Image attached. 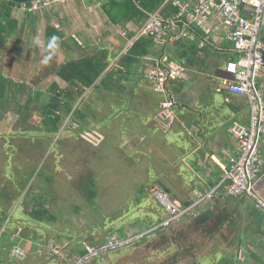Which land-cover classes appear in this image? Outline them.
Wrapping results in <instances>:
<instances>
[{"label":"rangeland","instance_id":"rangeland-1","mask_svg":"<svg viewBox=\"0 0 264 264\" xmlns=\"http://www.w3.org/2000/svg\"><path fill=\"white\" fill-rule=\"evenodd\" d=\"M262 34L264 35V27L262 28ZM7 61V59L4 62L0 60V63L6 65ZM43 61L37 62V64L36 61H33L27 65L25 64V66L8 65L7 72L12 76L10 78L12 81L23 82L32 91L36 89L47 91L51 81L57 79V76L46 74L52 71L50 66L43 64ZM221 62L223 63L222 60ZM216 67H213L212 70H217ZM44 74L46 75L44 76ZM197 77L201 78L200 84L192 79L195 82H190V85H188V93L191 96L186 99V104L190 107H192L190 104L194 105L193 100L198 92L207 97L210 96L212 90L219 91L216 85L210 86L211 83L206 81V75L200 74ZM214 77H216L215 74ZM47 78L49 79L45 80ZM60 85L64 86L62 82H60ZM89 91L88 89L85 94L86 101L97 107V111L92 118V125L95 127L92 131L85 132L80 136L71 134L59 143L56 142L57 138L51 140L44 137L45 150H43L41 141H38L37 138H20L18 136L17 138H11L12 136H8L11 138L13 146L6 147L4 138L0 137V176L5 170V163L9 161H16L17 163L11 169L12 171L19 168L21 172L26 171V167L31 166V164H28L29 161L39 162L41 168L47 161L50 165L47 174L53 180L48 184L52 190L53 212L59 215L58 221L53 222L51 227L39 225L23 227L19 225L18 228H10L8 235L12 236L10 239L23 232L26 235L35 236V239L33 241L26 239L25 243L18 240L16 243L18 247L25 251L23 260L13 259L14 261H12L11 257L3 256V261L8 264H75L82 256H77L79 241L82 240L84 246L90 244L83 239L86 235L101 237L104 236V230L110 229L119 223H124L126 232L131 235L129 243L105 253L106 255L104 254L105 256L101 261L99 258L101 256L95 257L96 264L99 261V264H211L212 262L213 264H229L226 258L231 259L235 251L227 249L226 246L213 248L212 237L208 233L200 232L199 224L197 225L194 222L195 219L197 220L196 213L202 204L194 209H197L196 211H192L188 216L185 215L181 218L180 223L189 221V224H186L185 235H182L181 240H173L172 236L168 235L165 242L161 241L160 236L168 234V226H163L161 223L169 218V212L160 200V193L164 190L159 182L169 189L167 195L170 199L176 203L186 205L187 202H192V199L189 194L190 187L185 186V184L189 183L188 178H190V182L193 180L191 176L194 174L190 171L186 176L185 170L180 169L182 175L175 171L179 166L184 167L180 158L177 160L178 163L175 167L168 168L171 160H174L176 155L174 152L177 150L175 147L177 140L186 143L180 132L176 134L174 131H169L164 136L160 129L155 131L150 125L147 132L150 133L153 130V133L150 138L145 135V128L153 121L150 116L159 117L157 112L161 110L162 95L153 93L149 83L143 80L140 88L133 95L129 106L124 107L125 110L121 111V108L119 109L118 104L115 102L117 98L115 92L112 93L102 89L90 93ZM43 94L47 93L43 92ZM148 98L149 101H147ZM215 100L217 102L214 105L220 107L224 105L221 109L219 108L218 114L210 109L212 107L208 108L207 104H202L200 101L196 103L203 113L202 120H210L201 122L210 124L208 127L217 123V121H221L218 117L227 116L226 108L229 104H222L219 100ZM35 106L37 107L36 114H40L39 103H35ZM15 109L16 107L12 105L0 117L1 136L9 132L14 135L13 127H17L21 122L18 120L20 117L16 114ZM112 112L117 113L112 118V122L108 126L100 128L99 123ZM69 118L65 119L62 129L69 126ZM187 119L192 123L195 119L201 120L198 114L193 112L188 113ZM38 120L39 118L35 115L34 122L36 123ZM73 123V127H75V122ZM231 123L232 121H229L226 126L229 127ZM32 126L34 124L29 125L28 128L31 129ZM27 133L34 135V132ZM37 142L40 143L39 146H36L35 143ZM11 147L14 148L8 151ZM43 151L44 157L40 161ZM172 171L176 173H172ZM88 172H91L96 179L98 195L94 205L89 203L79 189L80 179ZM34 179L43 185L46 184V181H42L40 178L35 177ZM32 182L33 180L30 184ZM3 183H5V178L0 179V184ZM139 193H141L140 196H138ZM14 207L11 210L12 213ZM76 207H79V209L76 210ZM155 210L160 211L163 217L158 219L154 227L144 229L145 226L148 228V225L154 221L153 211ZM129 218L134 219L133 226L127 224ZM175 222L177 224V220ZM171 224L176 225L174 221ZM5 228L7 229L6 225L3 226L2 230ZM159 228H161L159 231H154ZM143 231H146L147 234L152 233L143 241L135 240L141 237L135 233H142ZM110 237L112 240L121 239L118 237V232L112 233ZM216 239L219 242L220 238ZM52 241L58 246L61 255L49 257L46 254V246ZM3 242L10 244L6 239ZM179 244L183 245V249ZM93 245L98 246L99 244L95 243ZM228 246L231 248L230 242ZM0 247L4 252H7V244H0ZM14 248H11L12 251ZM181 250L184 251L182 254H180ZM216 253L219 254V258H215ZM211 254L214 256L209 257ZM94 259L91 258L83 264H94ZM240 259H243V257H240ZM248 260L249 258L246 259V261ZM250 260L251 264H257L253 258ZM0 264L5 263L0 262Z\"/></svg>","mask_w":264,"mask_h":264},{"label":"crops","instance_id":"crops-1","mask_svg":"<svg viewBox=\"0 0 264 264\" xmlns=\"http://www.w3.org/2000/svg\"><path fill=\"white\" fill-rule=\"evenodd\" d=\"M9 1L0 0V20L3 19V23L8 25L7 40L0 46V60L4 62L7 59L8 61L6 65L0 63L2 66L0 72L9 79L12 76L7 72L8 65L25 66V64L27 65L33 61H36L37 64V62L44 60L43 64L50 66L51 71H55L69 61H76L90 55L94 56L104 51L107 53L106 61H111L108 67L110 69L111 66L118 65V61L135 43L127 46V39L121 32L127 30L129 33H133L145 21L139 20L138 17L133 15L134 10L131 8V4H121L123 0H67L35 10H24L21 4L9 3ZM148 1L152 2L153 0ZM178 1L182 3L193 2V0H163L161 6L151 13L140 7L139 0H132L131 2H134L137 8L149 13L147 17L149 18L154 13H170V10L165 9L168 3L172 4L171 9L178 8L180 10L179 5L176 3ZM204 28L205 31L202 30L207 35L204 38V44L205 42L210 43L213 49L219 51L218 54L209 58L208 63H211L214 67L216 66L215 63L225 65L228 61L225 59V55L235 54L234 43L228 39L222 17L217 10H213L212 14L205 19ZM261 35L264 39V35L262 33ZM163 41H167V35L161 39V42ZM155 42L156 46L153 52L142 58L143 63L140 72L142 79L149 83L153 93L162 95L163 100L161 101V110L157 112L159 117L150 116L153 121L145 128V135L150 138L153 130L157 131L158 129L162 131L164 136L169 131H174L176 134L181 133L186 143L177 140L175 146L177 150L174 152L176 155L174 160L170 162L172 166L169 165L168 168L175 167L178 163L177 160L180 158L184 167L179 166L175 171L182 175L180 169L185 170L186 176L190 171L194 172L191 176L193 180L190 182V178H188L189 183L185 184V186L190 187L189 194L191 201H193L205 189H209L221 179L226 169H228L230 165L229 156L236 152L238 143L236 138L229 132L226 123L233 119L247 122L249 114L248 101L246 96L231 92L227 88L226 82H221L216 87L219 91L221 89L226 90L223 92L227 103H229L228 108H226L227 116L218 117L221 121H217L210 127H208L210 124L208 125L207 122H205L206 124L201 123L210 120H202L203 113L196 103L200 101L202 104L210 105L211 94L206 97L198 92L193 100L194 105L190 104L192 107L186 104V99L191 96L188 93V85L194 80L199 83L201 78L197 76L202 73L189 69L182 63L171 59L168 50L165 49L166 43L163 47L162 43L159 42L158 44L156 40ZM45 60H47L46 63ZM177 64L184 68L180 76L166 79L163 82L164 90H159L160 81L158 79L161 77L162 72L169 68V65ZM223 67L217 66L216 69ZM215 71H212L213 76ZM204 75L207 76L206 81L211 83L210 86L216 85L217 82L212 80L209 74ZM216 78L219 77L216 76ZM177 79L185 83L178 94L170 90V84L172 85L174 81L177 82ZM192 79L194 80L192 81ZM56 80L60 81L58 77ZM258 88L264 95V74L259 79ZM170 99L174 100V105L169 109H165L163 102ZM223 106L213 105L210 109L218 114ZM191 112L197 113L201 120L192 119L194 123L189 122L187 116ZM150 125H152L153 130L148 133L147 130ZM164 144L166 143L164 142ZM259 145L264 157V136L259 139ZM176 172L172 171V173ZM255 190L264 200V173L255 184ZM200 208L202 213L214 218L216 226L213 228L214 230L209 231L204 230L200 226V222H194L197 225L199 224L200 232L208 233L212 237L213 248L226 246L227 249L235 251L231 259L226 258L228 262L251 264L250 259L253 258L257 264H264V210L257 208L253 200L247 195L229 196L225 186L220 188L211 203H202ZM220 216H224V218ZM237 218L240 219L239 222ZM175 221L174 224H176ZM180 221L181 218L177 219V224L173 225L174 231L180 233V235H185L186 224H189V221L187 223H180ZM4 230H0V241ZM18 236L10 239L11 236L6 240L10 243ZM216 238H220L219 242ZM229 242L232 243L233 247L228 246ZM3 243L8 245V249L7 252H4L0 247V262L8 264L3 261V256L11 257V248L18 247V245L1 242V244ZM218 255L216 253L215 258H219ZM213 256L212 254L209 255V257ZM240 257H243V259H240ZM247 258H249L248 261H246ZM10 259L14 261L12 258Z\"/></svg>","mask_w":264,"mask_h":264},{"label":"trees","instance_id":"trees-1","mask_svg":"<svg viewBox=\"0 0 264 264\" xmlns=\"http://www.w3.org/2000/svg\"><path fill=\"white\" fill-rule=\"evenodd\" d=\"M131 1L132 0H123L121 4H131V8L134 10L133 15L138 17L139 20H146L149 13L154 12L163 3V0H153L152 2L148 0H139L140 7L149 12L146 13L137 8L135 3ZM9 3L14 2L9 1ZM171 5V3H168L165 6V9L170 10V13L162 12L161 14L164 17L174 15L179 11L178 8L171 9ZM6 24L3 23V19L0 20V46L7 40L6 33L8 25ZM197 33L198 36L196 38L182 40H172V35L168 34L165 49L168 50L171 59L199 73L209 74V77L216 81V86H218V84L225 81L212 75V68L214 65L211 63L209 64L208 61L210 57L215 56L219 51L213 49L210 43L205 42V44L202 45L207 35L201 28L197 27ZM155 44L156 42L153 36L140 37L118 61V65H113L110 69L107 68L111 61H106L107 53L105 51L95 54L94 56L90 55L76 61H69L55 71L49 73L50 75L57 76L60 81L53 79L47 91H42L40 89L32 91L25 83L12 81L0 72V117L6 113L7 108L14 105L16 107L15 112L20 117L18 120L21 121L20 123L18 122L19 124L17 127H13L12 131L14 135H12L11 132L4 133L2 136L0 135V137L4 138L5 146H13L11 144L12 140L10 139L17 138L18 136L20 138H37L38 141H41L42 148L45 150L44 137L50 138L51 140L57 138L56 142L59 143L71 134L80 136L85 132L92 131L95 128L94 125H92V118L97 111V107H95L93 103L86 101L85 94L88 89L90 90L89 93L101 89L112 93L115 92L117 94L115 102L119 105H117V107L119 109L121 108V111L125 110L124 107L126 108L129 106L134 93L140 88L143 80H145L141 79L142 74L140 72L141 64L143 63L142 58L149 56L151 52H153L156 46ZM225 56L226 60L237 58L236 54ZM215 65L221 66L219 63H215ZM222 66H224V64ZM178 80L179 79H177V82L174 81L172 85L170 84V90L176 94L180 93L185 84L181 80ZM60 82H62L64 86L60 85ZM223 91L226 90L211 91V98L209 100L210 105H208V108L212 107L214 103L217 102L215 99L219 100L222 104L227 103ZM43 92L47 94H43ZM149 100L148 98L147 101ZM35 103H39V108H41L40 114H36L37 107ZM211 104L213 105L211 106ZM116 114L117 113L112 112L110 115L104 117L101 123H99V127L108 126ZM35 115L39 118L36 123L34 122ZM67 117H70L68 120L69 126L62 129V125ZM234 120L235 119L232 121ZM73 122H75V127H73ZM31 124H34V126L29 129L28 126ZM27 132H34V135H29ZM8 136L12 137L9 138ZM40 143L37 142L35 144L39 146ZM12 148L14 147H11L8 151L12 150ZM43 157L44 151L40 161ZM5 164V170L0 176V179L5 178V183L0 184V230L5 223L7 229L5 228L2 233L0 244L10 237L8 236L10 233L9 229L12 227L18 228L19 225L23 227H27V225L51 227L52 223L55 221L57 222L59 219V215L53 212V202L51 198L52 190L48 186V184L53 181L51 176L47 174V171L50 170L49 163L46 161L41 168L39 162L29 161L28 164H31V166L26 167V171L23 172H21L19 168L17 170H11L16 166V161H9ZM35 177L42 179V181H46V186L37 182V180L34 179ZM32 180L33 182L30 184ZM79 189L89 203L94 205L98 191L96 179L91 172L82 176L79 182ZM141 193H139L138 196H140ZM14 206L15 210H13L10 216ZM78 209L79 207H76V210ZM153 215L155 217L153 219L154 221L149 225L147 224L148 228L145 226L144 229L154 227L158 219L163 217L160 211L157 210L153 211ZM129 219V223L127 224L133 226L135 223L134 219ZM125 227L124 223H119L116 226H112L110 229L104 230V236L86 235L83 239L90 244H102L109 240L111 238L110 235L115 232H118V237L128 239L131 235H128ZM160 229L161 228L154 231L157 232ZM145 232L139 233L143 234ZM139 233L135 234L140 235ZM151 233H145V236L143 235L135 240L143 241ZM59 237L62 238L63 236ZM26 239L33 241L35 236L26 235V233L23 232L15 240L10 241V244H16L18 240H22V243H25ZM78 246L79 252L77 256L86 253L87 249L83 245L82 240L79 241ZM228 263L233 264L231 261Z\"/></svg>","mask_w":264,"mask_h":264},{"label":"built area","instance_id":"built-area-1","mask_svg":"<svg viewBox=\"0 0 264 264\" xmlns=\"http://www.w3.org/2000/svg\"><path fill=\"white\" fill-rule=\"evenodd\" d=\"M64 1L67 0H37L21 5L24 10H35ZM176 3L180 7L178 13L167 17L154 13L133 33L123 30L121 33L127 39V46L145 36H153L157 43L164 46L166 41L161 42V39L168 34L172 35V40L194 38L198 35L197 27L205 31V19L213 10H217L222 17L228 39L234 43V53L237 55V58L225 63L223 69L228 76L221 79L226 82L231 92L247 97L249 114L247 122L234 120L229 126V132L236 138L238 145L236 152L229 156L230 165L221 179L186 205L176 203L164 191L160 193V200L169 212V218L161 223L163 226L190 213L205 200L216 196L220 188L225 186L229 195H247L259 207L264 208V200L255 190V184L264 173V157L259 145V139L264 136V95L258 88L259 79L264 74V39L261 35L264 27V0H193L192 3ZM182 70L184 68L178 64L169 65L158 79V89L164 90L163 82L180 76ZM173 105V99L163 102L165 109ZM129 241L130 238H121L109 239L98 246L86 244V253L75 264H83L91 258L102 256ZM46 254L49 257L61 255L53 241L47 244ZM10 256L12 259L23 260L25 251L15 247Z\"/></svg>","mask_w":264,"mask_h":264},{"label":"flooded vegetation","instance_id":"flooded-vegetation-1","mask_svg":"<svg viewBox=\"0 0 264 264\" xmlns=\"http://www.w3.org/2000/svg\"><path fill=\"white\" fill-rule=\"evenodd\" d=\"M196 210H197V209H196ZM196 210H193V212L196 211ZM191 212H192V211H191ZM189 214H191V213H188V214H185V215L188 216ZM185 215H183L182 217H184ZM196 216H197V220L195 219V221L200 222V223H201L200 226L203 227L204 230H209V231L214 230L213 228L216 226V222H214V221H215L214 218L210 217V216L207 215L206 213H202L201 208L198 209V211H197V213H196ZM182 217H181V218H182ZM220 217L224 218V216H220ZM220 217H218V218H220ZM186 219L188 220V218H186ZM182 222H184V220H182ZM187 222H188V221H186L185 223H187ZM191 222H192V221H191ZM171 223H172V222H171ZM171 223H169V224L167 225V226H168V234H167V235H162V236H160L162 242H165V241L168 239V237H166V236H168V235L172 236L173 240H177V239H180V240H181V238H182V235L180 236V233L178 234L177 232L174 231L173 225H172ZM171 232H173V233H171ZM174 244H175V243H174ZM231 245H232V243H231ZM179 246L181 247V249H183V245L179 244ZM231 247H233V246H231ZM178 252H179V251H178ZM182 252H184V251L181 250V251H180V254H182ZM105 255H106V254H105ZM105 255L99 257V258H100V261L103 259V257H104ZM92 261H93V260H92ZM94 261H95V260H94ZM94 261H93V262H94ZM100 261H99L97 264H99ZM94 264H96V261L94 262ZM241 264H242V263H241Z\"/></svg>","mask_w":264,"mask_h":264},{"label":"water","instance_id":"water-1","mask_svg":"<svg viewBox=\"0 0 264 264\" xmlns=\"http://www.w3.org/2000/svg\"><path fill=\"white\" fill-rule=\"evenodd\" d=\"M10 1H12V2H14V3H18V4H23V3H31V2H33V1H37V0H10ZM214 74L217 76V77H219V78H224V77H227L228 76V73H227V71L225 70V69H223V68H219V69H217L215 72H214ZM261 151H262V149H261ZM262 154H263V151H262ZM159 184H160V186H161V188L166 192V193H168L169 192V189L163 184V183H161V182H159ZM206 190V189H205ZM204 190V191H205ZM229 196H236V195H229ZM198 197V196H197ZM196 197V198H197ZM215 197V196H214ZM214 197H212V198H210V199H207V200H205L203 203H211V201H213V199H214ZM251 200H253L251 197H249ZM254 201V203H255V205L257 206V208H260V209H262V210H264L262 207H259L258 205H257V203L255 202V200H253ZM241 217V216H240ZM238 219V218H237ZM239 220L240 219H238V222H239ZM94 260H96V259H94ZM95 262V261H94Z\"/></svg>","mask_w":264,"mask_h":264},{"label":"clouds","instance_id":"clouds-1","mask_svg":"<svg viewBox=\"0 0 264 264\" xmlns=\"http://www.w3.org/2000/svg\"><path fill=\"white\" fill-rule=\"evenodd\" d=\"M47 62V60H45V63Z\"/></svg>","mask_w":264,"mask_h":264}]
</instances>
